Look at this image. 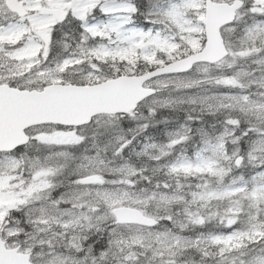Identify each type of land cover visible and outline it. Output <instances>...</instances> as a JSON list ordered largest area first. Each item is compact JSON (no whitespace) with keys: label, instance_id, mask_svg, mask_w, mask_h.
Segmentation results:
<instances>
[{"label":"snow or ice","instance_id":"obj_1","mask_svg":"<svg viewBox=\"0 0 264 264\" xmlns=\"http://www.w3.org/2000/svg\"><path fill=\"white\" fill-rule=\"evenodd\" d=\"M0 264H264V0H0Z\"/></svg>","mask_w":264,"mask_h":264}]
</instances>
